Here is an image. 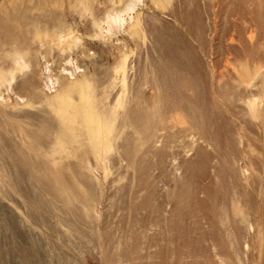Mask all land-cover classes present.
Returning <instances> with one entry per match:
<instances>
[{
	"label": "rangeland",
	"instance_id": "obj_1",
	"mask_svg": "<svg viewBox=\"0 0 264 264\" xmlns=\"http://www.w3.org/2000/svg\"><path fill=\"white\" fill-rule=\"evenodd\" d=\"M163 261L264 264V0H0V264Z\"/></svg>",
	"mask_w": 264,
	"mask_h": 264
},
{
	"label": "bare ground",
	"instance_id": "obj_2",
	"mask_svg": "<svg viewBox=\"0 0 264 264\" xmlns=\"http://www.w3.org/2000/svg\"><path fill=\"white\" fill-rule=\"evenodd\" d=\"M195 102H196V101H195ZM197 103H198V102H196V104H197ZM196 104H195V105H196ZM197 106H198V104H197ZM198 107H199V106H198ZM186 112H187V111H186ZM190 112H191V111H190ZM204 118H205V117H204ZM206 137H207V135H206ZM207 138H208V137H207ZM207 138H206V139H207ZM207 140H208V139H207ZM214 212H215V210H214ZM220 217H221V216H220ZM213 226H214V225H213ZM170 230H171V229H170ZM216 244H217V243H216ZM168 251H169V250H168ZM169 253H170V252H168V254H169ZM163 254H164V253H163ZM173 255H174V254H173ZM166 257H167V256H166ZM162 258H163V255H162ZM169 258H171V257H169ZM167 259H168V258H167ZM167 259H166V260H167ZM136 260H137V259H136ZM163 260H165V259H163ZM167 261H168V260H167ZM164 262H165V261H163L162 264H164ZM166 263H167V262H166Z\"/></svg>",
	"mask_w": 264,
	"mask_h": 264
}]
</instances>
